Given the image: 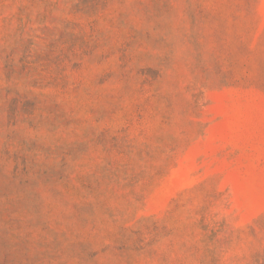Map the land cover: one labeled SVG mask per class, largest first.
Segmentation results:
<instances>
[{"label":"rangeland","instance_id":"1","mask_svg":"<svg viewBox=\"0 0 264 264\" xmlns=\"http://www.w3.org/2000/svg\"><path fill=\"white\" fill-rule=\"evenodd\" d=\"M0 264H264V0H0Z\"/></svg>","mask_w":264,"mask_h":264}]
</instances>
